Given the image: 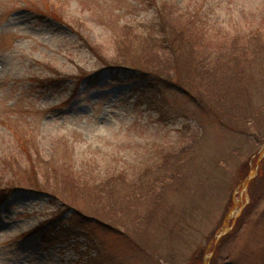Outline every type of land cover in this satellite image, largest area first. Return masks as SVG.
Here are the masks:
<instances>
[{"label":"rangeland","instance_id":"374dc122","mask_svg":"<svg viewBox=\"0 0 264 264\" xmlns=\"http://www.w3.org/2000/svg\"><path fill=\"white\" fill-rule=\"evenodd\" d=\"M160 7L174 25L207 19L191 52L216 86L200 93L184 64L175 74L188 89L161 68L110 69L74 32L114 66L137 62L122 57L125 41L161 44ZM223 56L238 60L225 70ZM86 73L99 77L72 93ZM263 148L264 0H0V264H264ZM166 165L176 177L137 204L151 217L110 229L73 175L113 177L125 191ZM31 170L60 199L25 189Z\"/></svg>","mask_w":264,"mask_h":264},{"label":"trees","instance_id":"16d2710c","mask_svg":"<svg viewBox=\"0 0 264 264\" xmlns=\"http://www.w3.org/2000/svg\"><path fill=\"white\" fill-rule=\"evenodd\" d=\"M29 9L32 11L36 10L32 6H30ZM45 14H47L49 17L58 20L59 22L66 23L63 17L59 14L50 11L46 12ZM156 16L157 25L160 28L159 30L161 31V38L159 42L161 44L155 45L149 40L147 41V39L145 38L144 41L146 43H141L142 46L138 45L131 47V43H127L125 41V52H122V57H125L124 59H126L127 57L134 56L137 58L138 61L136 60L137 62H126L124 64H117L119 66H114L112 63H110L106 57L102 56L99 53L96 46H94L91 42L87 41V39L84 38L83 35H81V32L78 28V26L81 27L80 25H78L76 29H74V32L76 36H78L83 41L84 46L88 48L91 52H93L97 57H99L100 61H105L103 62L104 64H106L104 66L110 69H113L115 67L129 66L134 69L137 73L139 72L141 74H149L151 68H161L164 71H167V77L163 79V81L165 80L164 82L173 84L183 89H188L180 83V81H182L180 75L176 76L175 74L176 71L180 74V69L184 71V69L180 67L184 64V66H186L185 73L187 74L185 78L191 86H193L194 88L197 87L198 90L200 89L206 91L208 90L210 83L206 84L205 82H212L216 86L214 80H212L211 78L215 74V72L213 70H210L209 66H207L205 70H203V72H199L198 68H196L197 65H195L196 62H199L193 59V52H191V44L193 45L195 42L201 41L199 40L201 33L207 31L205 30L206 25H208L207 19L203 22L199 21V18L194 16L193 18L189 17L190 19H185L186 21L183 19L184 22L179 25H174L173 21H175L176 16H173V14L168 9L164 10L163 7L159 8V12L156 14ZM177 16H179L181 19L184 18V16L182 15ZM199 23H201V25H199ZM68 25L71 26L70 23H68ZM183 47H185V49ZM139 48H141V50H138ZM126 53L131 54L125 56L124 54ZM183 59H185L186 65L185 63H182ZM216 59L217 58H215V61ZM233 60H238V58H230L229 56H223V68L225 70L229 69L231 65L228 64ZM171 69L172 72L170 71ZM170 72L171 74L174 73V76H176L177 78L172 76ZM226 73L227 74L224 77L219 75L220 80L223 82L220 85L219 89L224 92V94L227 92L228 89L226 88V86H224V84L229 83L228 76H232L228 71H226ZM97 77H99V75L94 78L93 76H91V73H86L85 75L81 76V78L79 77V80L74 83L72 93L77 90L79 84H82V81L84 79L95 80ZM220 80H218L219 83L221 82ZM202 83H204V86L201 85ZM188 92L190 91L188 90ZM246 166H248L247 162ZM165 168L168 173H160L159 176H156L153 179L150 178L149 180L147 179V181H141L139 183L137 181H130L129 187L125 191L120 190L119 184L121 182L118 179H115L113 177L107 179L101 177H92V179H90L89 177H81L78 173V170L74 168L73 175H75L74 178L76 182H82L77 183L76 187L85 188L88 190V192L91 194V198H87L88 202L86 204L92 207L90 211H92L95 206H99V213L95 215L92 211L94 217H97L95 220L93 216L86 214L87 211H84V209L82 208L77 209V207L74 208L67 206L63 209H65V211L67 212L72 211L71 213L74 216H77V219L79 217H90L91 219H94L96 222L109 229L111 228L110 226L116 227L117 224L122 225L120 222H124L125 218L130 222H141L142 220L149 219L151 217V214L147 213L148 216H146L140 213L138 211L137 204L142 203V200L148 203L154 202L157 196L164 191V184L166 183V181L170 178L176 177L170 174V171H168V165H166ZM29 177L30 179H34L35 172H32L31 170ZM160 177L162 178L160 179ZM53 180L57 183H60V179H58V176H53ZM37 181L38 180H36L35 178L32 184L30 183L29 186L25 187V189H31L33 191H37L38 193H42L48 196L54 195L58 199H60L57 194L52 193V195H49L50 193H47L42 190V187L39 185L40 183ZM157 183H159V188H157ZM251 184L252 182H250V185ZM81 185H83V187ZM57 191V193H59L61 196H63V192L65 193L64 188L62 187V185L60 186L59 184ZM150 194L151 196H149ZM92 200H95L96 203H93ZM61 203H64V200H60V204ZM131 211H133L132 215H130L129 213ZM57 217L60 218V216ZM125 230H128V228H125ZM130 231L131 230L129 229V232Z\"/></svg>","mask_w":264,"mask_h":264},{"label":"water","instance_id":"95a60500","mask_svg":"<svg viewBox=\"0 0 264 264\" xmlns=\"http://www.w3.org/2000/svg\"><path fill=\"white\" fill-rule=\"evenodd\" d=\"M263 152H264V148H263ZM263 152L261 153V155L263 154ZM260 156V155H259ZM250 177L246 178L245 182L243 184H246L248 182Z\"/></svg>","mask_w":264,"mask_h":264}]
</instances>
